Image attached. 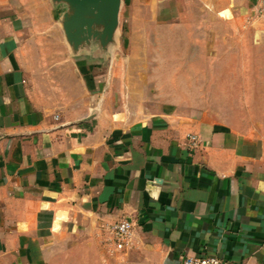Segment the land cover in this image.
<instances>
[{"label":"crops","instance_id":"obj_1","mask_svg":"<svg viewBox=\"0 0 264 264\" xmlns=\"http://www.w3.org/2000/svg\"><path fill=\"white\" fill-rule=\"evenodd\" d=\"M227 1L221 18L255 15L258 0ZM62 11L0 0V264H173L201 253L264 264V136L182 104L128 122L119 80L73 59ZM50 30L72 57L60 74L43 67ZM124 218L133 246L113 256L105 241Z\"/></svg>","mask_w":264,"mask_h":264},{"label":"rangeland","instance_id":"obj_2","mask_svg":"<svg viewBox=\"0 0 264 264\" xmlns=\"http://www.w3.org/2000/svg\"><path fill=\"white\" fill-rule=\"evenodd\" d=\"M229 3L121 0L112 52L102 60L84 53L73 59L100 61L119 80L116 107L128 122L182 104L209 110L217 120L248 125L247 131L264 136V18L223 19L218 13L232 10ZM47 32L50 65L43 67L60 74V59L72 57ZM105 243L112 249L110 239ZM102 249L107 252L104 245ZM125 252L114 251L113 256Z\"/></svg>","mask_w":264,"mask_h":264},{"label":"water","instance_id":"obj_3","mask_svg":"<svg viewBox=\"0 0 264 264\" xmlns=\"http://www.w3.org/2000/svg\"><path fill=\"white\" fill-rule=\"evenodd\" d=\"M63 11L58 24L71 54L93 53L104 57L115 45L121 0H50ZM96 57L95 55H91Z\"/></svg>","mask_w":264,"mask_h":264},{"label":"built area","instance_id":"obj_4","mask_svg":"<svg viewBox=\"0 0 264 264\" xmlns=\"http://www.w3.org/2000/svg\"><path fill=\"white\" fill-rule=\"evenodd\" d=\"M255 16L264 18V0H258ZM186 141L192 150L200 147V140L195 134H187ZM110 240L112 251H127L133 246V223L129 219H120L110 226ZM173 264H236L221 257L201 253L197 255H186Z\"/></svg>","mask_w":264,"mask_h":264}]
</instances>
